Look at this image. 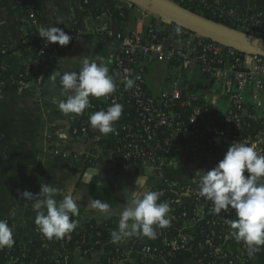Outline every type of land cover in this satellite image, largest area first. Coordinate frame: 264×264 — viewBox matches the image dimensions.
Instances as JSON below:
<instances>
[{"label": "built area", "instance_id": "built-area-1", "mask_svg": "<svg viewBox=\"0 0 264 264\" xmlns=\"http://www.w3.org/2000/svg\"><path fill=\"white\" fill-rule=\"evenodd\" d=\"M15 1L20 7L28 2ZM126 2L131 8L136 6L140 13L149 17V21L144 26L140 23L131 34L122 38L121 49L113 56L109 70L116 84L115 90L102 97V102H90L82 114H73L72 133L87 136L92 149L86 156L94 158L97 151L102 152L115 172L138 174L149 170L152 175L158 176L159 182L150 190L163 193L158 202L168 203L171 224L166 228L153 226L159 243H144L139 240L132 245L131 248L136 249L141 258L154 257L158 259L156 264H170L167 260L169 253L187 250L195 255L194 264H202L209 256L213 260V254L218 256L221 253L228 264H244L239 261L242 260L239 254L232 256L233 253L223 250L221 244H214L217 232L214 227L227 224L225 221L232 208L222 210L219 215L214 214L210 211L211 202L198 195V177L184 181L174 179L171 173L182 164L183 157L188 158L191 166L198 168L213 163V158H216L217 164L234 142L255 145L258 154L264 155V120L262 121L255 108L264 106V56L239 52L233 47L188 30H183L177 40L167 45L159 37L154 23L156 19H162L131 0ZM219 9L222 15L239 26L236 29L250 34H264V10L246 12L234 7ZM97 32L106 34L107 38L114 35L107 20L100 22ZM68 33L74 35V40L81 37L84 30L75 24L69 27ZM39 40L37 58L25 64L27 71L32 66L39 67L42 64L44 68L48 67L63 52V46L58 42L45 45L44 38L40 37ZM151 54L165 62H178L173 66L171 89L163 90L160 97L147 89L145 67L139 62L141 57ZM195 67L220 83L219 91L214 92L211 88L204 99L213 106L225 98L226 116L213 115L210 110L195 104L200 101V96L191 90L189 83L183 81L185 71H191ZM44 70L39 82L46 74V69ZM127 79H131L134 86L126 90ZM28 83L24 79H18L16 75L8 80V86L11 87H25ZM248 90L255 106L252 110L246 108L245 93ZM3 91L0 88V95ZM113 101L122 104L123 108L131 106L137 119L127 122L120 117L114 123L113 131L103 134L90 125L89 116L101 109L107 110L104 103L110 105ZM189 106L190 111H185ZM257 122L263 126L261 129L254 128L253 123ZM108 136L111 137V143L105 148L104 141ZM34 229L37 239L43 238L45 241L44 246L54 241L60 244L61 251L58 248L54 250L57 264H70L67 244L73 238L72 232L62 239L48 240L39 232L35 223ZM188 229L191 231L188 232ZM122 242H127V239ZM84 243L88 245L84 254L89 253L94 245L102 244L94 237ZM240 251L249 259L253 258L248 256L245 244ZM122 255L124 252L117 247L106 264H124L125 258ZM15 262L16 260L11 261Z\"/></svg>", "mask_w": 264, "mask_h": 264}, {"label": "crops", "instance_id": "crops-1", "mask_svg": "<svg viewBox=\"0 0 264 264\" xmlns=\"http://www.w3.org/2000/svg\"><path fill=\"white\" fill-rule=\"evenodd\" d=\"M177 3L183 0H174ZM206 5L234 7L241 11L253 12L264 10V0H197ZM119 5L128 10L127 15L106 18L82 15L81 0H28L22 8L15 0H0V60L10 71L18 73L25 64L37 58V45L40 36L28 37L29 30L39 32L41 26H58L68 33L71 25H80L84 34L63 46V57L53 63L42 84L30 81L25 87L4 89L0 95V220H6L18 235L21 245L37 240L34 229L36 212L32 201L26 202L20 196L24 190L37 194L41 184L47 183L64 192L71 193L79 207V214L73 216L76 221L74 231L83 232L89 222L103 225L112 219L120 218L121 205L126 201L115 196L117 186L133 192L138 188L137 179L142 176L149 189L155 185L149 170L138 174L128 173L123 182L118 183L115 172L110 167L108 158L100 151L94 158L87 157L92 146L85 136L72 133L73 114H63L58 103L66 99L60 84L59 74L66 71H79V62L89 57L107 64L110 70L113 56L121 49L122 38L131 34L140 23L144 26L149 17L140 13L136 6L131 8L126 0H119ZM107 19L113 37L103 39L97 32L101 21ZM159 30L166 32L165 44L175 41L174 28L171 23L156 19ZM40 41V40H39ZM145 67L146 84L149 91L160 97L161 91L170 88L169 76L174 72L173 66L151 54L141 59ZM111 61V63H108ZM191 71L199 72L195 67ZM14 76V75H13ZM165 80L168 84L165 85ZM164 82V83H163ZM219 87H212L219 91ZM211 90V89H210ZM246 100L250 93H245ZM225 107L226 105H222ZM264 111V106L260 107ZM225 109V108H224ZM226 111V110H224ZM224 114L221 112V115ZM216 165V158L202 168L191 166L187 157L182 164L172 171L174 179L189 181L198 170H210ZM131 183V186H130ZM57 200L62 199L58 193ZM105 203L107 209L94 206V202ZM188 232L191 230L188 229ZM144 243H159L157 239L139 236ZM125 254L124 264H156L157 258H141L136 249L127 242L119 244ZM110 244L94 245L85 255L77 247L72 254L70 264H106L104 261ZM54 255V250H51ZM253 264H260L257 257Z\"/></svg>", "mask_w": 264, "mask_h": 264}, {"label": "clouds", "instance_id": "clouds-1", "mask_svg": "<svg viewBox=\"0 0 264 264\" xmlns=\"http://www.w3.org/2000/svg\"><path fill=\"white\" fill-rule=\"evenodd\" d=\"M174 31L177 35L181 34L182 25L177 24ZM38 35L45 39V45L58 42L60 46H67L72 40L71 35L55 25L41 26ZM77 65L78 72L59 74L62 90L67 96L59 101L58 108L66 115L82 114L90 105V96L104 97L116 88L102 57L99 63L84 57ZM133 86V81L127 79L125 89ZM122 110L123 105L113 101L107 110L101 109L89 116L90 125L108 134L113 131ZM196 175L199 177L198 195L211 202V212L219 215L229 207L235 210L237 219L225 221L231 229L230 236L237 242H243L248 256L254 257L260 246H264V155L258 154L255 145L234 142L215 167L207 171L198 170ZM136 184L138 188L132 192L131 198L121 205L118 229L111 231L113 243L122 242L133 235L156 239L157 232L153 226L166 228L171 224L168 203L158 202L163 193L146 187V180L142 176ZM58 193L62 196L60 200L56 199ZM20 196L26 202H33L35 224L48 240L62 239L76 228V221L71 217L79 214V207L71 193L44 183L39 193L24 190ZM94 206L108 208L107 204L98 201L94 202ZM14 244L13 229L6 220H0V249H11Z\"/></svg>", "mask_w": 264, "mask_h": 264}, {"label": "trees", "instance_id": "trees-1", "mask_svg": "<svg viewBox=\"0 0 264 264\" xmlns=\"http://www.w3.org/2000/svg\"><path fill=\"white\" fill-rule=\"evenodd\" d=\"M82 5H83V10H82V15H91V16H102L104 15L106 18L111 17V16H123L128 14V10L126 7L121 6L117 3L118 0H81ZM181 5L193 10L196 13H199L206 17L207 19H210L212 21H215L217 23L223 24L228 27H233L237 28L236 24H234L227 16L224 14L222 15L221 9L211 6V5H206L202 2H199L197 0H183V2L180 3ZM27 6L24 5L22 8H25ZM104 19L105 21L107 19ZM156 25V21H154ZM173 28L177 26V24H172ZM186 30L182 28V31ZM30 35L33 37L38 36V32L35 29H30L29 30ZM159 37L164 40L166 37V32L159 30ZM254 35L263 37L264 34L260 32H252ZM69 35L72 36V39L74 38V35L71 33H68ZM99 35L103 39H108L107 35L104 33H99ZM175 35V40L180 37L181 34L177 35L174 32ZM39 43V40H38ZM118 53V52H117ZM63 57L62 52L59 54L55 62H57L59 59ZM144 57V56H143ZM142 57L139 59L140 65L144 67L143 61L141 60ZM161 60V59H160ZM163 61V60H162ZM54 62V63H55ZM97 61V63H99ZM170 66H174L177 62H167ZM53 64V63H52ZM44 68V65H40L39 67H34L32 66L28 71L25 67H23L17 74L10 71L6 66L3 65V63L0 60V88H3L7 90L9 88L8 86V80L11 78L13 75H16L18 79H24L25 81H38L39 82V77L40 75L45 71L46 69V74L43 77V80L40 83H44L45 80L47 79V74L50 66ZM174 72L169 76L170 84L172 87V76ZM146 79V77H145ZM183 81L186 83H189L191 85V90L193 92H197V94L200 96V101H197L195 104L196 105H201L203 108H206L210 110V112L213 113V115H220V116H226V107H227V100L225 98H222L219 104L217 105H211L209 101L204 99V96L207 95L210 92V89L214 86L219 87V85H216V80L212 78L210 75L202 73V72H193V71H185V78H183ZM147 89L148 85L146 84ZM166 88L167 89H171ZM163 91V90H162ZM161 91V92H162ZM90 102H102L103 99L102 97H94L90 96L89 97ZM222 105H226L225 107ZM105 108L109 106L108 103H104ZM255 106L251 102L250 99L246 101V108L252 110ZM225 108V109H224ZM256 108L257 114L262 118V121L264 120V111L261 108ZM191 107H187V109H184L185 111H190ZM221 112L224 113L221 115ZM126 114H131L127 116ZM121 117L124 121L127 122H134L137 119V116L135 114L134 109L131 106H124L122 110ZM253 126L255 129H261L263 126L260 125V122L253 123ZM106 140L104 141V147L107 148V145L109 146V143H111V137L108 136L105 138ZM245 175H248L247 172H245ZM198 177V176H195ZM199 180V177H198ZM74 217H72L73 219ZM227 219H237L235 210L232 209V211L228 214ZM118 224L119 220L118 219H112L108 221L107 223L103 225H98L95 224L94 222H89L86 225V230L83 232H76V231H71L73 234L72 240L67 244V247L69 248L70 251V258L72 257L73 251L79 247L82 251H84L88 245L85 244V241L92 240V237L98 238L102 244H110L109 252L105 256V263L107 262L109 256L111 253L114 252V250L117 247L121 246L119 245L121 242L113 243L111 240V231L117 230L118 229ZM216 232V235L214 237V244L215 246L221 244L223 250H229L232 252L233 255H240V258L243 261L244 264H253L252 259H249L246 255L242 254L240 249L243 246V242H237L234 238L230 236L231 229L226 224L225 226H215L214 227ZM99 234V235H98ZM98 235V236H97ZM15 244L14 246L9 249L7 247H4L3 249H0V264H57L56 258H54L56 255L51 253V250H55L58 248V251H61L60 244L56 241L47 243L45 246V241L43 238H38L36 241L28 244L26 247H23L21 245L20 238L18 235L13 234ZM199 237V235H196ZM127 239V243L129 246L132 247L134 243H137L139 241V236L133 235ZM214 249V248H213ZM84 253V252H83ZM90 253V252H89ZM87 253V254H89ZM85 254V255H87ZM257 257V260L260 264H264V246H260V250L255 254ZM123 258H125V254L122 255ZM195 259V255L192 252H189L187 250H174L171 253L167 255V260L170 264H194L193 260ZM12 260H16L15 263H11ZM209 256L207 259L202 264H228V261L224 259L223 253L219 254L218 256L213 254V260ZM71 261V260H70Z\"/></svg>", "mask_w": 264, "mask_h": 264}, {"label": "water", "instance_id": "water-1", "mask_svg": "<svg viewBox=\"0 0 264 264\" xmlns=\"http://www.w3.org/2000/svg\"><path fill=\"white\" fill-rule=\"evenodd\" d=\"M132 2L152 11L157 18L171 24L182 25V28L217 41L227 47H233L239 52L264 56V38L250 34L233 27H228L207 19L203 15L175 2L174 0H131ZM182 87V83L180 85ZM87 139V136H85ZM144 172V171H143ZM145 173V172H144ZM151 174L146 172V176ZM133 177L128 173L116 175L118 183ZM131 186V183H130ZM115 196L123 200L131 198L129 187L121 189L117 186Z\"/></svg>", "mask_w": 264, "mask_h": 264}, {"label": "rangeland", "instance_id": "rangeland-1", "mask_svg": "<svg viewBox=\"0 0 264 264\" xmlns=\"http://www.w3.org/2000/svg\"><path fill=\"white\" fill-rule=\"evenodd\" d=\"M164 83V82H163ZM165 85H167L168 84V81L167 80H165V83H164ZM152 177V180H154L156 183H158L159 182V178H158V176L157 175H152L151 176Z\"/></svg>", "mask_w": 264, "mask_h": 264}]
</instances>
